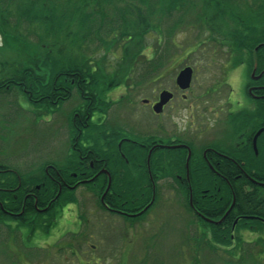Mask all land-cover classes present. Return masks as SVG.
Instances as JSON below:
<instances>
[{
    "label": "trees",
    "instance_id": "16d2710c",
    "mask_svg": "<svg viewBox=\"0 0 264 264\" xmlns=\"http://www.w3.org/2000/svg\"><path fill=\"white\" fill-rule=\"evenodd\" d=\"M198 4H201L199 21L211 33H214L212 30H234L228 35L230 39L226 36L230 60L240 63L245 56L257 54V62L264 68V51L256 49L264 43V0H0V33L7 37L11 31L18 40L27 43L28 48L35 49L25 66L13 67L17 69L15 72L12 67H2L0 98L16 89L20 99L18 109L24 111V102L33 106L29 112L38 113L40 110L54 113L74 95L81 102L71 116V139L64 161L44 160L42 165L32 169L0 161V201L3 203L0 221H18L17 227L30 230L46 229L45 223L55 222L65 204L80 205L76 190L70 188L73 183L69 181L77 177L89 179L103 165L112 173V187L118 192L108 191L104 195L99 191L107 189L109 179L105 175L97 178V183L87 182L100 206L103 199L110 206L132 213L152 203L159 188L154 181L174 165L157 157L182 154L154 150L149 155V146L126 143L123 152L129 162L120 159L117 142L124 128L111 124L106 118L111 104L106 97L113 86L126 84L127 90L136 86L141 90L146 81L157 76L160 65L155 64L153 57L142 53L145 48L133 45H141L144 35L164 30L165 23L170 24L168 33L173 37L176 30L191 25L185 15ZM113 49H121V56L116 51L112 53L121 63L117 61L118 65L110 72L100 59L93 57ZM138 74L140 78L135 79ZM44 115L39 113L37 119ZM254 123L250 131L246 130L249 137L258 128L255 119ZM244 148L243 160L239 161L244 171L241 178L227 174L229 168L228 171L223 169L225 172L218 170L220 175L216 176L206 162L192 158L189 182L182 183L186 188L182 197L187 207H194L211 218V221L204 217L201 220L196 214L194 231L197 233L193 237L187 234L185 247L218 255L219 262L215 264H264V143L260 142L257 154L251 143ZM114 152L119 158L115 169L108 158ZM82 156L90 158L82 162ZM94 157L105 159L92 167L90 161ZM175 164L176 169L186 171L183 156L181 162ZM236 171L233 169L234 174ZM61 178L65 180L63 185ZM32 192L37 195H31ZM49 202L48 213L38 210ZM146 213L130 218H143ZM223 215H226L224 221ZM212 219L222 222L215 224ZM235 220L238 224L233 230ZM8 226L9 231L11 226ZM237 230L249 231L257 238L245 240Z\"/></svg>",
    "mask_w": 264,
    "mask_h": 264
},
{
    "label": "rangeland",
    "instance_id": "374dc122",
    "mask_svg": "<svg viewBox=\"0 0 264 264\" xmlns=\"http://www.w3.org/2000/svg\"><path fill=\"white\" fill-rule=\"evenodd\" d=\"M200 12L201 4L193 7L185 15L186 22L191 25L176 30L173 37L168 33L170 24L165 23L164 30L144 35L141 45H133L145 48L142 53L153 57L155 64L160 66L157 67V76L146 81L141 90L139 86L130 91L126 84L119 87L112 85L113 88L106 97L111 103L106 113L111 124L116 123L121 128L134 130L136 137L155 133L160 118L151 107H145L143 103L147 99L156 100L162 86L172 87L179 71L188 65L195 69V73L192 89L186 93L190 100L198 101L197 114H202L197 116L199 121L195 127L200 124L202 128L210 127L213 130L205 134L201 142L214 139V132L219 138L225 129L228 137L234 140L240 133L246 134V130L250 131L255 125V117L251 114L255 103L246 86L251 71L257 67V54L245 56L240 63L230 60L226 42L227 37L230 39L228 35L234 30H212L214 33H211L208 27L201 25L198 18ZM10 33L7 37L0 33V70L4 66L7 69L17 64L25 66L27 58L35 53V49L28 48L27 43L18 40L17 35L11 31ZM115 51L113 49L109 53L103 51L94 54L93 59H100L105 68L112 72L118 65L117 61L121 63L112 57ZM116 52L121 56V49ZM11 70L15 72L17 69ZM140 76L138 74L134 78L138 79ZM15 91L16 89L0 98V161L24 169L40 166L44 160L64 161L71 139V116L75 107L81 104L76 99L77 95L54 113L40 110L39 113H45L46 116L37 119V111L29 112L33 106L22 102L25 112L18 109L20 99ZM179 103L180 111L189 105V102ZM229 110L237 112L235 117L228 116ZM218 111L219 116L216 117ZM175 120L184 121L179 116ZM100 121L96 122L103 123ZM213 143L223 144V140L217 139ZM175 181L164 179L159 181V185L155 182L156 187H161L154 195V199L159 196L158 200L146 216L134 220L102 208L97 197L90 191H78L80 205L65 204L58 212L55 222L49 223L46 229L34 227L30 230L12 224L14 233H10L5 242L0 240V264L219 262L218 255L210 251L196 253L193 249L194 254L192 249H188L192 246L185 247L187 234L192 236L197 233L194 225L197 217L193 209L187 207L182 197L184 192L169 191L170 187L176 186ZM177 181L182 187V181ZM237 231L245 240L254 241L257 238V235L249 231Z\"/></svg>",
    "mask_w": 264,
    "mask_h": 264
},
{
    "label": "flooded vegetation",
    "instance_id": "af4514ba",
    "mask_svg": "<svg viewBox=\"0 0 264 264\" xmlns=\"http://www.w3.org/2000/svg\"><path fill=\"white\" fill-rule=\"evenodd\" d=\"M259 45H261L260 48H262L264 51V43H260ZM260 48H258V49H260ZM262 56L264 57V52H263ZM257 59H258V56H257ZM260 64H261L260 62H257V67L255 68V70L251 71L250 80L246 86L249 95L252 97V99L254 100V103H255V105L252 109L253 110L252 113H253L255 120L257 121V125H258V128L256 129L255 132H253L252 137L248 136L249 131H247L246 134H244L242 132L238 135V137H236L234 140H232L228 137V133L225 129L224 133L223 134L221 133V136L219 138H217V136H216L217 133L214 132L213 133L214 139H211L208 142H205V141L201 142L203 140L202 137L205 134H207L208 132H212L213 130L210 127L209 128L208 127L202 128V126H200V124L198 127H195L196 122L199 121L197 119V116H202V114L201 113L197 114L196 103H198V101L197 100H190V98L188 97V95L186 93V92L191 91V89H192L191 85H192L193 80L191 81V84L187 89H182L177 84V82L175 80V84L172 87L162 86V88L159 91V96L156 100H148L147 99L143 103L145 107H151V109L153 110L154 105L161 101L160 94L163 91H167L171 95L170 100L166 104H164L161 112L156 113V115L160 118L158 121V124L156 126V132L153 134L150 133V134H146V136H142L139 132L136 131L138 134H140L139 137L138 136L136 137V135L133 134L134 130H129L127 127H125L123 129L124 133L121 136H119V139L117 142V150L120 152V154L118 155L119 158L122 160L124 159L126 162H129V160L125 156V153L123 152V146L126 143L134 144V145H137L140 147L142 146L143 148H146L147 146H149L150 147L149 148V155L152 154L154 152V150L155 151L161 150V152L162 151L180 152L182 154V155H179L180 157L179 156L174 157L173 155H160L157 157V159L159 161L169 160L172 163H174L173 169L170 171H166L162 176H160V179L157 181L158 185H159L160 180H164V179L176 180L175 181L176 186L170 187V190H169L172 193L174 190H175L174 193H183V191H185L186 188L185 187H179V182L177 180H179V181L181 180L182 183H185V180H188L187 182H189V177H190V171H189L190 165H189V163L191 162L192 158H195L196 161H199V162H202V161L206 162V164L209 166V168L213 171V173L216 176L220 175L221 170L223 171V169H225L228 171V168H229V171L226 172L227 174L235 175L237 177V179L241 178L244 174V171H243L242 167H240L239 161L243 160V152L245 150L244 147L246 145H248L249 143H251L252 147L254 148L255 153L257 154L260 142L264 143V68H260V66H259ZM186 67H188V65L184 66L182 69H184ZM194 73H195V69L193 68L192 79L194 78ZM178 74H177V76H178ZM176 79H177V77H176ZM180 101H183L185 103L189 102V105L187 107L183 108V111H180V107H179ZM167 110L169 111L168 113H167ZM220 112H221V109H220ZM228 113H229L228 116L232 117L237 112H234V111L231 112L229 110ZM178 116L181 117V119L184 121L177 122V120H175V118ZM218 116H219V111L216 112V117H218ZM259 119H260V121H259ZM259 131H261V133L259 134L257 141H256V146H257V149H256L255 144H254V138L258 134ZM141 139H143V140H141ZM217 139L223 140V144H219V145L216 143L214 144L213 142H215ZM198 142H199V144H198ZM118 156L116 157V153L114 152L113 154L110 155V157H108V158H110L111 162L113 163L111 166L113 169H115V166L117 165V163H119ZM182 156H183V160L186 164L185 165L186 166L185 172H183L180 169H176L177 166L175 164L177 161L181 162ZM88 158H90V157L82 156L81 157L82 162H84L83 161L84 159H88ZM104 159H105V157L91 158L90 164L92 167H94L95 162L97 163V162H100ZM104 166L105 165L102 166V169L97 170L95 172L94 176L89 178V179H86V178H79L78 179V177H77V179L75 181L74 180L69 181L70 183H73V184H71L70 188L76 190V192L81 191V190H85V191L89 192L90 189L88 188L86 183L87 182H88L87 184H89L90 182L97 183L98 181L96 179L102 175H105V176H108V179H109V182H108L107 187H106L107 189H105V190L99 189V191H101V193L104 195H106L108 191H110L111 193L118 192V190L115 187H112V182H113L112 177H111L112 173L107 168H105ZM180 168L183 169L182 166ZM201 168H203V167H201ZM235 168L237 169V171L234 174L233 169H235ZM218 170H220V171H218ZM223 172H225V171H223ZM76 176L77 175L74 174V178H76ZM63 182L65 183V180L63 178H61L60 184L63 185ZM154 183H155V181H154ZM95 189H97V188H95ZM159 189H161L160 186H159ZM167 189H169V188H167ZM155 191H156V189H155ZM190 192H191L190 200L192 199L191 201L193 202L192 191L190 190ZM31 195L36 196L37 194L32 192ZM104 195H103V198L105 199ZM153 203H154V199H153L152 203L149 204L148 206H146L143 210L138 211V212H132V213L129 212V210L119 209L117 207L110 206L107 203H104L103 201H102L103 205L102 204L101 205H102V208L106 209L107 211H109L112 214L121 215V216H124L125 218H130L132 216L134 217V216L141 215L145 211L148 212L152 208ZM49 208H50V202L46 206L39 207L38 210L40 212L46 211V213H48L47 211H49ZM192 208H193V211L195 212V215L197 214L198 216H201V217H199L201 220L204 217V219H206L207 221H211V218L206 217L207 215L206 216L202 215L200 213V211L198 212L195 210L194 207H192ZM2 209H3V203L0 201V210H2ZM203 211L206 212L205 210H203ZM15 214H17V213H15ZM226 215L222 216V218H221L222 221L225 220ZM46 218H48L47 215H46ZM220 220L212 219L213 223H215V224L221 223L222 221H220ZM17 222H14V221L2 222V221H0V233H1L0 240L1 241L5 242L6 238L9 236V234L14 233V227L12 226V224L16 226ZM45 222H47V221H45ZM8 224L11 226V229H9V231L6 228V227H9ZM237 224H238V220H235L233 223V230ZM47 225H48V223H45V226H47ZM235 232H236V230L234 231V234H235Z\"/></svg>",
    "mask_w": 264,
    "mask_h": 264
},
{
    "label": "water",
    "instance_id": "95a60500",
    "mask_svg": "<svg viewBox=\"0 0 264 264\" xmlns=\"http://www.w3.org/2000/svg\"><path fill=\"white\" fill-rule=\"evenodd\" d=\"M259 47H261V45ZM192 77H193V68L188 66L179 72L177 79H176V82L182 89H187L191 84ZM170 98H171L170 93L167 91H163L160 94L161 101L159 103L155 104L153 107L154 112L160 113L164 104H166L170 100ZM261 131H259L258 134L254 138V144H255L256 149H257L256 141H257V138H258L259 134L261 133Z\"/></svg>",
    "mask_w": 264,
    "mask_h": 264
}]
</instances>
